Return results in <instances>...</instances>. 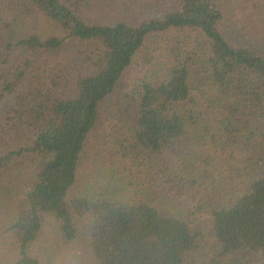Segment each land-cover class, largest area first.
Instances as JSON below:
<instances>
[{"label": "trees", "instance_id": "16d2710c", "mask_svg": "<svg viewBox=\"0 0 264 264\" xmlns=\"http://www.w3.org/2000/svg\"><path fill=\"white\" fill-rule=\"evenodd\" d=\"M0 209L78 264H264V0H0Z\"/></svg>", "mask_w": 264, "mask_h": 264}, {"label": "clouds", "instance_id": "9594fccd", "mask_svg": "<svg viewBox=\"0 0 264 264\" xmlns=\"http://www.w3.org/2000/svg\"><path fill=\"white\" fill-rule=\"evenodd\" d=\"M80 252L66 244L58 222L53 217L45 219L39 234L25 243L14 212L0 209V264H25L26 259H37L43 264H78Z\"/></svg>", "mask_w": 264, "mask_h": 264}]
</instances>
